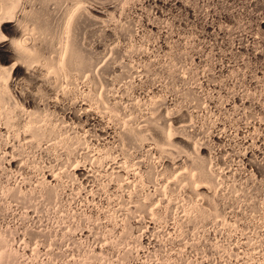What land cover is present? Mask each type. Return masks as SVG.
<instances>
[{"label": "rangeland", "instance_id": "1", "mask_svg": "<svg viewBox=\"0 0 264 264\" xmlns=\"http://www.w3.org/2000/svg\"><path fill=\"white\" fill-rule=\"evenodd\" d=\"M0 264H264V0H0Z\"/></svg>", "mask_w": 264, "mask_h": 264}, {"label": "bare ground", "instance_id": "2", "mask_svg": "<svg viewBox=\"0 0 264 264\" xmlns=\"http://www.w3.org/2000/svg\"><path fill=\"white\" fill-rule=\"evenodd\" d=\"M14 29H15V28H14ZM15 31H16V30H15ZM17 31H18V30H17ZM12 49H13V48H12ZM10 50H11V49H10ZM13 50H16V49H13ZM16 51H17V50H16ZM17 52H18V51H17ZM10 53H12V52H10ZM13 53H15V52H13ZM13 53H12V54H13ZM15 54H16V53H15ZM15 54H14V55H15ZM17 55H19V54H17ZM11 56H12V55H11ZM15 57H16V56H15ZM12 66H13V65H12ZM12 68H13V67H12ZM4 240H5V239H4Z\"/></svg>", "mask_w": 264, "mask_h": 264}]
</instances>
